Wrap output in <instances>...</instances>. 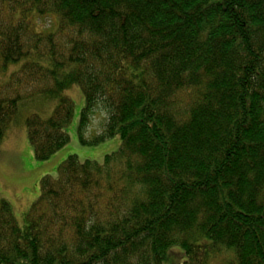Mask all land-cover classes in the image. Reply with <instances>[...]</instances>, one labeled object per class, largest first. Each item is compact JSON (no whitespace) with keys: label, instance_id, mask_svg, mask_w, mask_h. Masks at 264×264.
<instances>
[{"label":"trees","instance_id":"trees-1","mask_svg":"<svg viewBox=\"0 0 264 264\" xmlns=\"http://www.w3.org/2000/svg\"><path fill=\"white\" fill-rule=\"evenodd\" d=\"M74 87L80 144L121 146L68 157L22 224L3 203L0 264H264V0H0V146L36 97L35 159L68 146Z\"/></svg>","mask_w":264,"mask_h":264},{"label":"rangeland","instance_id":"rangeland-1","mask_svg":"<svg viewBox=\"0 0 264 264\" xmlns=\"http://www.w3.org/2000/svg\"><path fill=\"white\" fill-rule=\"evenodd\" d=\"M40 24L49 29L53 22L51 20L41 21ZM21 66L22 64L16 67L12 66L8 74L20 69ZM67 95L75 103L74 119L67 129L71 141L49 161L38 162L35 159L33 148L28 140L26 120L32 114H38L44 118L49 117L52 115L56 103L47 102L42 97L28 100L20 106L17 117L5 132L0 146V208L3 203H7L19 224L23 223L25 215L39 199L41 180L45 176L56 178L58 167L68 157L77 156L81 162L90 160L102 163L106 155L118 151L121 146L120 138L109 140L94 148L82 146L76 135L78 136L81 110L85 105L84 96L77 87L71 89ZM101 120L100 117H95L93 124L88 129L91 136L99 130ZM171 252L176 254L175 257H169L164 264H182L185 261V255L181 249L176 248ZM217 261L220 262L221 259Z\"/></svg>","mask_w":264,"mask_h":264}]
</instances>
